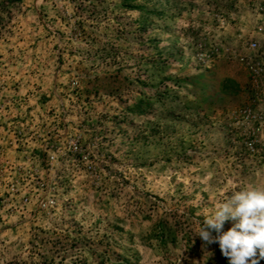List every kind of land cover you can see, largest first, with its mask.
<instances>
[{
  "label": "rangeland",
  "instance_id": "1",
  "mask_svg": "<svg viewBox=\"0 0 264 264\" xmlns=\"http://www.w3.org/2000/svg\"><path fill=\"white\" fill-rule=\"evenodd\" d=\"M250 185L264 0H0V264H228Z\"/></svg>",
  "mask_w": 264,
  "mask_h": 264
},
{
  "label": "clouds",
  "instance_id": "2",
  "mask_svg": "<svg viewBox=\"0 0 264 264\" xmlns=\"http://www.w3.org/2000/svg\"><path fill=\"white\" fill-rule=\"evenodd\" d=\"M228 221L232 227L224 231ZM196 236L202 248L218 244L228 264H260L264 260V187L234 190L225 201L217 202L214 211L205 214Z\"/></svg>",
  "mask_w": 264,
  "mask_h": 264
},
{
  "label": "built area",
  "instance_id": "3",
  "mask_svg": "<svg viewBox=\"0 0 264 264\" xmlns=\"http://www.w3.org/2000/svg\"><path fill=\"white\" fill-rule=\"evenodd\" d=\"M255 46V45H254Z\"/></svg>",
  "mask_w": 264,
  "mask_h": 264
}]
</instances>
